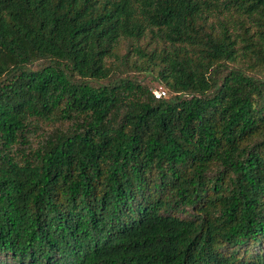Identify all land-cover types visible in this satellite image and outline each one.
I'll use <instances>...</instances> for the list:
<instances>
[{
    "label": "trees",
    "instance_id": "1",
    "mask_svg": "<svg viewBox=\"0 0 264 264\" xmlns=\"http://www.w3.org/2000/svg\"><path fill=\"white\" fill-rule=\"evenodd\" d=\"M258 73L264 0H0V264H264Z\"/></svg>",
    "mask_w": 264,
    "mask_h": 264
},
{
    "label": "rangeland",
    "instance_id": "2",
    "mask_svg": "<svg viewBox=\"0 0 264 264\" xmlns=\"http://www.w3.org/2000/svg\"><path fill=\"white\" fill-rule=\"evenodd\" d=\"M129 75L132 76V77H137L139 80L144 81L145 84H148L151 87L156 86V84L151 79L152 78L151 75H146L145 73L138 74V73H135V72H131V73H129ZM256 76H258V77L260 76V77L264 78V76L261 75V73L256 74Z\"/></svg>",
    "mask_w": 264,
    "mask_h": 264
},
{
    "label": "built area",
    "instance_id": "3",
    "mask_svg": "<svg viewBox=\"0 0 264 264\" xmlns=\"http://www.w3.org/2000/svg\"><path fill=\"white\" fill-rule=\"evenodd\" d=\"M151 93L155 99H161L166 96V91L162 87L154 88Z\"/></svg>",
    "mask_w": 264,
    "mask_h": 264
}]
</instances>
